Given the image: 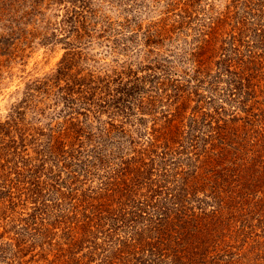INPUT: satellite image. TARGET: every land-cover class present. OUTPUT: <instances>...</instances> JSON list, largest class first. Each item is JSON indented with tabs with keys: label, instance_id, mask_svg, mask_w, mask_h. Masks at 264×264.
Segmentation results:
<instances>
[{
	"label": "rangeland",
	"instance_id": "374dc122",
	"mask_svg": "<svg viewBox=\"0 0 264 264\" xmlns=\"http://www.w3.org/2000/svg\"><path fill=\"white\" fill-rule=\"evenodd\" d=\"M243 2L0 0V264H112V252L120 246L114 236L125 239L132 229L111 230L105 236L103 230L114 224L107 214L109 220L96 234L84 224L85 216L103 205L107 213L121 208L125 200L120 196L119 170L141 147L140 141L150 138L153 123L158 127L170 119L171 131L179 125L182 133L197 135V143L208 140L206 148L217 153L251 151L264 132V46L258 38L264 30L252 34L257 17ZM72 7L82 15L75 20L91 25L90 37L76 48L65 45L63 31L56 28L65 9ZM243 16L249 20L248 32L236 36ZM232 35L236 37L231 39ZM199 46L212 72L219 59L232 58L230 69L244 79L239 89L232 88L234 94L228 92L225 78L214 82L213 74H208L202 83L190 78L198 68ZM66 51L75 52L68 77L84 78L69 88L71 102L59 96L64 77L44 82ZM211 89L226 92L224 112L214 114L205 105L212 118L203 120L197 114L199 130L187 119H171L175 105L187 103L183 115L189 116L194 91L213 95ZM118 97H123L126 107L117 109ZM149 100H154L152 112L145 109ZM71 127L80 130L81 142L69 145L73 138L68 137L65 153H47L45 143L49 139L53 143L59 133H70ZM176 141L187 147L189 140ZM259 147L254 144L253 150L260 152ZM261 158L245 162L256 165L259 172L242 197L243 235L233 240L225 234V241L217 238L218 243L209 248L211 252L218 246L213 254L221 264H264V228H249V222L264 212ZM208 178L217 181L216 189L233 182L231 176L226 181ZM207 192L199 193V198L207 197L199 199L205 213L212 204ZM192 206L199 209L195 203ZM156 214L151 220L138 218L136 228L143 226L138 245L147 246L131 250L144 259L141 264H171L187 244L188 248L203 242L195 237L203 231L195 228L188 230L192 231L185 242L179 236L182 229L169 216L159 218L160 223L171 222L165 230L163 223V230L155 227Z\"/></svg>",
	"mask_w": 264,
	"mask_h": 264
},
{
	"label": "trees",
	"instance_id": "16d2710c",
	"mask_svg": "<svg viewBox=\"0 0 264 264\" xmlns=\"http://www.w3.org/2000/svg\"><path fill=\"white\" fill-rule=\"evenodd\" d=\"M243 4L254 17H257L255 27L252 30V34L256 35L255 33H258V31L264 30V26L261 25L264 24V0H244ZM77 16L82 17L78 10H74L73 7L72 9L66 8L63 15H61L60 21L56 24V28L63 31V37L67 39L65 40V45H68L69 48H76L83 45V41L86 40L85 38L91 35L89 30L91 25H87L83 19L80 21L75 20ZM248 21L243 16L240 27H237L236 36L248 32ZM257 21H260V23ZM259 26H263V28H259ZM236 36L232 35L231 39H234ZM258 38L261 39L259 40L260 44L264 46V35L258 33ZM230 47L231 49L228 50V53L230 52L231 54L233 47ZM197 49L199 52L195 57L198 60V68L190 78L197 80L198 83H202L203 80L207 79L208 74H213L214 82L225 78V83L230 87L228 92L234 94V92H231L232 88L234 90L239 89L244 79L238 78L237 73L230 69L232 58L230 59L225 56L219 59L215 62V68L212 72L210 64H205L207 60L203 57V46H199ZM73 51L65 52V55L55 69V73L46 76L44 81H52L54 83L64 77L65 86L59 88V92L61 93L59 96L66 100V102H71L73 99L70 95L69 88L73 84H81L84 81V78L77 77L74 78L75 80L73 78L71 80L68 77L69 74L67 71H69L73 64V56L75 54ZM145 78L143 77V81ZM198 88L201 89L200 87ZM163 90H166V88ZM211 91L214 92L212 89ZM225 93L218 91L217 93L214 92L213 95H200V92L195 93L194 91L195 104L190 108L189 116L183 115L189 107L187 103H184L179 104V106L175 105L174 114L171 119L175 117H178V119L183 118L182 120L187 119L189 120L190 126L199 130L197 114L203 115V120L205 116L210 115L211 117V114L205 110V105L208 104L214 114L218 115L222 111L224 112L223 105L221 104H223L222 100ZM229 93H227V97L230 96ZM117 101L118 104L116 106L121 102V106H118L117 109L126 107L123 102V97H118ZM198 101H200V104L197 103ZM153 104L154 100L146 101L145 109L152 112L151 106ZM171 104L167 103V106ZM169 122L170 119L163 121L159 123L158 127L155 125L157 123H153L149 134L150 138L147 136L144 141H140L139 139L141 147L135 150V152H132V156H128L125 159L122 168L119 170L121 172L120 175H122L120 178L122 186L119 188L121 191L120 196L125 200L123 204L122 202L120 203L121 208L115 212L109 211L107 213V208L103 205L94 210V215L85 216L86 220L84 224L93 227L96 234L102 230L106 219H108L104 215L107 214L114 224L112 223L113 227L111 226L109 229L103 230L105 236H110L109 232L111 233V230L114 232L124 227L132 229L131 233L125 239L117 235L114 236V240L118 244L120 243V246L112 252V264H141L144 260L138 257L135 251L131 250V248L138 247L143 249L147 246V244L142 246L138 245V242L143 239V226L140 229L136 228L139 217L144 216L143 220H151L152 214L158 213L159 215H153L154 226L162 229L161 226L163 223V229L165 230L168 224L171 225V222L165 220L160 223L159 218L163 217L164 220L169 216L182 229L183 234L179 236L185 238V242L187 243L188 234L192 231L188 232V230L195 228V230L203 231L200 236H196L197 233H195V237L198 240H203V242H196L194 246L191 245L188 248L187 244L184 250H179V254L177 257H174V261L171 264H221L219 263L220 260L213 254V251L218 246L211 252L209 248L211 246L214 247L218 243L217 238H220L219 242L225 241V234H228L230 239L237 240L244 229L240 224L239 217L241 209L244 206L242 197L246 196L247 190L252 187V181L256 180L257 173L259 172L258 167L254 165L253 167L256 170L253 173V167H250V164L245 162L251 161L250 159L259 160L261 155L264 157V132L259 136L258 142L253 143L251 151L240 150L237 154H234L233 152L221 149L217 153V150H213V148H206L207 146L205 144L208 140L202 138V141L197 143L199 137L197 135L193 136L182 133L179 130V125H175V129L171 131ZM180 126H182V123ZM71 128L73 129L71 131L67 128L70 133H59L53 143L49 139V143H45L47 146H45V151L50 155H55L59 152L62 153V149L65 146V138L68 137H72L75 141L72 140L69 145L73 143L78 145L81 142V132L78 129ZM183 138L189 140L186 143L187 147L181 146V142L176 141V139L182 140ZM257 143L260 144L259 148L261 150L256 153L253 150V146ZM199 144L203 145L201 146ZM208 145L212 146L209 143ZM194 149L198 150V152H194ZM186 161L192 162V165H188ZM259 164L264 167V158H261ZM211 176L215 179L225 181L231 176L233 182H231L232 184H227L216 189L217 181L212 182L208 178ZM201 190L208 191V200L212 203L211 209L206 213L202 209L199 199L207 197L203 195L202 198H199ZM136 199L138 200L134 206H131L130 203ZM193 203L197 204L199 207L198 210H195V207L192 206ZM153 210H156V212L153 213ZM258 215L259 218L257 220L249 222V228H253L254 226L264 228V221L262 219L264 218V212L258 213ZM253 221L255 222L254 224H252ZM206 228L210 230H208L207 234L205 233ZM224 250H222L223 253ZM116 255L119 256L116 257Z\"/></svg>",
	"mask_w": 264,
	"mask_h": 264
}]
</instances>
